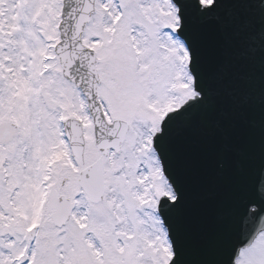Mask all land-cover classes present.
<instances>
[{"label": "snow or ice", "instance_id": "snow-or-ice-1", "mask_svg": "<svg viewBox=\"0 0 264 264\" xmlns=\"http://www.w3.org/2000/svg\"><path fill=\"white\" fill-rule=\"evenodd\" d=\"M0 264H264V0H0Z\"/></svg>", "mask_w": 264, "mask_h": 264}]
</instances>
